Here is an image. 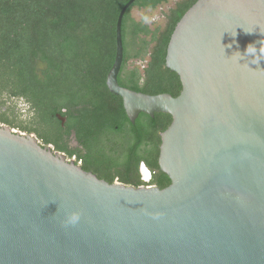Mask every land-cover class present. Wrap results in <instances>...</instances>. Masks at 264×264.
I'll return each instance as SVG.
<instances>
[{
  "label": "water",
  "instance_id": "1",
  "mask_svg": "<svg viewBox=\"0 0 264 264\" xmlns=\"http://www.w3.org/2000/svg\"><path fill=\"white\" fill-rule=\"evenodd\" d=\"M135 1L118 14L106 87L131 124L171 117L157 160L170 184H110L0 124V264H264V0H197L183 14L165 57L176 97L117 82Z\"/></svg>",
  "mask_w": 264,
  "mask_h": 264
},
{
  "label": "trees",
  "instance_id": "2",
  "mask_svg": "<svg viewBox=\"0 0 264 264\" xmlns=\"http://www.w3.org/2000/svg\"><path fill=\"white\" fill-rule=\"evenodd\" d=\"M129 0H0V124L33 135L42 147L72 158L71 133L83 148L82 170L110 184L139 187L133 174L142 163L149 185L170 184L158 167L160 133L171 117L126 118L119 97L106 87L115 56V25ZM197 0H181L162 27L130 16L167 0H136L122 19L123 60L119 86L131 91L178 96V76L165 67L175 25ZM142 64V68L131 66ZM65 119V122L57 116ZM117 142L108 145V141ZM118 179V181H115Z\"/></svg>",
  "mask_w": 264,
  "mask_h": 264
},
{
  "label": "rangeland",
  "instance_id": "3",
  "mask_svg": "<svg viewBox=\"0 0 264 264\" xmlns=\"http://www.w3.org/2000/svg\"><path fill=\"white\" fill-rule=\"evenodd\" d=\"M181 0H167L166 3H163L159 7H157L154 10L149 9H142L139 10L138 8H133L130 12L131 18H133L135 21H140L142 18L145 19V22L150 25L151 27L159 26L162 27L164 25V17L163 15L172 8L175 3L179 2ZM131 66H137L139 68H142V64L140 63H132L130 62Z\"/></svg>",
  "mask_w": 264,
  "mask_h": 264
},
{
  "label": "flooded vegetation",
  "instance_id": "4",
  "mask_svg": "<svg viewBox=\"0 0 264 264\" xmlns=\"http://www.w3.org/2000/svg\"><path fill=\"white\" fill-rule=\"evenodd\" d=\"M105 144H108V145L114 144L116 146L118 145L117 142H115L113 140L105 142ZM68 145H69V149L73 152L72 158L69 159V161H73L77 166L81 167L82 164H83L82 159H83V156H84V151H83V148L80 146V144L76 141L75 135H74L73 132L71 133ZM141 166H142V163H139V167L137 169V172L135 171L133 174H130V175L133 178L138 176L139 177V181H140V186H146V185L150 184L151 173L146 167H145V169L143 171ZM115 181H118V179H115Z\"/></svg>",
  "mask_w": 264,
  "mask_h": 264
},
{
  "label": "clouds",
  "instance_id": "5",
  "mask_svg": "<svg viewBox=\"0 0 264 264\" xmlns=\"http://www.w3.org/2000/svg\"><path fill=\"white\" fill-rule=\"evenodd\" d=\"M255 51H256L255 48L252 45H249L245 51V55L252 54ZM78 221H79V214L77 213L71 214V216L68 218V223L72 225L76 224Z\"/></svg>",
  "mask_w": 264,
  "mask_h": 264
}]
</instances>
